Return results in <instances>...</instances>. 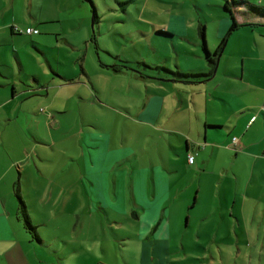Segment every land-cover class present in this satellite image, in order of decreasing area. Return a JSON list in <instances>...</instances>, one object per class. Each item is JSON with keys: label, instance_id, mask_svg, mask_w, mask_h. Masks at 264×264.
<instances>
[{"label": "rangeland", "instance_id": "1", "mask_svg": "<svg viewBox=\"0 0 264 264\" xmlns=\"http://www.w3.org/2000/svg\"><path fill=\"white\" fill-rule=\"evenodd\" d=\"M92 1L99 16L98 24L93 23L90 0H1L0 5H8L10 11L0 17V22L24 32L26 28L20 23L28 19L32 23V10L46 22L40 27L50 34V41L76 38L82 48L88 39L102 54L124 53L126 60L134 64L130 70L142 75L145 72L148 78L151 76L148 72H158L152 67L170 70L178 67V60L170 53L158 58L148 45L138 44L139 54L135 45L116 35L122 17L132 18L125 11L131 4L140 5L145 0ZM165 2L168 0L146 3L167 8ZM130 9L138 15L136 8ZM155 18L151 15L148 20ZM213 19L209 17L211 23ZM139 25L131 23V27ZM94 33L97 43L92 40ZM214 36L215 29L211 28L212 47ZM16 37V46L28 45L31 40L24 33ZM261 50L257 47L258 52ZM139 62L155 66L146 68ZM54 67L58 69L56 62ZM92 77L102 86L104 95V75L92 73ZM86 81L91 88L92 83ZM101 93L98 94L101 99L82 96L78 102L65 104V113H56L63 118L60 130L54 127L55 113L39 109L44 117L43 121L36 117L34 132L39 129L41 133H49L48 144L52 147L55 138L56 146L48 151L51 165L70 162L55 157L63 150L80 148L86 153L87 161L71 160L76 166L91 164L93 155L103 187L90 188V195L84 183L74 182L65 188L69 204L51 203L53 197L42 205L36 200V190L38 195L43 191L39 189L41 180H34V187H28L32 180L23 178L27 215L44 243L33 237L18 211L21 220L16 227L20 231L14 238L19 243L11 252L0 246V264H264V163L248 154L240 155L242 151L237 146L207 144L206 147L197 145L203 140L159 132L152 123L137 124L135 113L122 107L121 117L126 120L110 124L113 114ZM140 103L143 104V98ZM39 120L42 123L38 124ZM163 125L175 126L167 122ZM77 130L88 134H75ZM105 132L111 137H103ZM11 141L21 144L19 139ZM42 142L46 141L33 140L34 145ZM104 153L113 157L106 161ZM67 169L65 176H75L72 165L68 164ZM39 222L46 224L44 228L35 227Z\"/></svg>", "mask_w": 264, "mask_h": 264}, {"label": "crops", "instance_id": "2", "mask_svg": "<svg viewBox=\"0 0 264 264\" xmlns=\"http://www.w3.org/2000/svg\"><path fill=\"white\" fill-rule=\"evenodd\" d=\"M244 1L264 6V0ZM146 2L130 5L125 13L132 18L128 20L122 17L116 35L135 45L136 49L138 44L148 45L158 58L161 54L170 53L178 60V67L172 71L196 75L197 78L189 79L190 82L175 81L168 71L156 69L157 73L148 72L151 75L148 78L144 76L145 72L142 75L129 69L115 71L104 67L103 64L112 66L125 62L131 67L134 64L126 60L124 53L121 56L97 52L88 39L82 48L76 38L62 37L50 41V34L40 27L46 22L42 16L33 14L32 10V23L28 19L20 24L26 29H37L40 33L28 35L31 37L28 45L16 46V36L20 34L13 32L12 24L0 22V246L4 247V251L11 252L19 243L14 236L20 231L16 227V222L21 220L18 216L19 198L26 200L21 187L23 178L32 180L28 187H34V180H41L39 189L43 191L38 195L39 190H36V200L42 205L53 197L55 199L51 203L69 204L65 188L74 182L84 183L90 195V188L97 190L99 186L103 187L99 184L103 178L98 173L93 155L91 164L76 166L71 160L84 158L87 161L86 153L80 148L69 152L63 150L55 157L67 158L70 162L51 165L48 151L56 146L55 138L52 139V147L48 144L49 133H41L39 129L34 132L36 117H41L42 121L44 117L39 109L55 113L57 119L54 127L60 130L63 118L57 114L65 113V104L78 102L82 96H99L102 86L94 82L92 73L105 77V93L101 94L113 114L110 124L120 119L126 120L121 117L124 116L120 110L122 107L135 113L137 124L152 123L156 131H169L193 140H203L197 145L206 144V147L207 144L227 145L230 148L237 146L242 151L240 155L248 154L255 161L264 163V18L253 12L249 4L229 6L239 25L257 24L253 27L239 26L229 35L232 19L224 5L225 0H168L165 2L167 8L148 6ZM130 8H136L138 15ZM9 11L8 5H0V17ZM151 15L156 18L148 20ZM209 17L216 20L213 19L211 23ZM130 22L141 25L131 27ZM211 28L215 29L213 47ZM203 43L211 53L210 58L219 60L216 74L212 73L207 78L211 67ZM35 47L37 51L33 50ZM257 47L262 50L258 52ZM54 62L58 69L54 67ZM86 79L92 83L91 88ZM142 98L143 104L140 103ZM42 121L39 120L38 124ZM163 122L175 126H161ZM44 123L47 127L46 121ZM76 133L88 134L81 130ZM102 135L111 137L107 132ZM35 138L46 142L34 145ZM14 139H19L21 144L12 143ZM104 155L106 161L113 157L111 153ZM68 164L75 169L72 178L65 176L69 171ZM17 184L20 189H16ZM45 225L39 222L35 227L40 229ZM35 232L40 237V232ZM38 240L44 243L43 239Z\"/></svg>", "mask_w": 264, "mask_h": 264}, {"label": "trees", "instance_id": "3", "mask_svg": "<svg viewBox=\"0 0 264 264\" xmlns=\"http://www.w3.org/2000/svg\"><path fill=\"white\" fill-rule=\"evenodd\" d=\"M90 2H91V4H92V6H93V23L94 24H98V23H100V20H99V16H98V14H97V11H96V8H95V4L93 3V1L92 0H90ZM123 4V3H122ZM244 4H249L247 1H244V0H232V2H230V3H228L227 2V4H226V8H227V11L231 14V19H232V24H231V27H230V29H229V31H228V34L230 35L232 32H234L239 26H248V27H250V26H256L257 24H247V25H239L238 23H237V21H236V18L234 17V15H233V13H232V11H231V9H230V7L229 6H231V7H233V6H235V7H239V6H242V5H244ZM249 6L251 7V10L253 11V12H255L256 14H258L259 16H261V17H263L264 18V7L263 6H258V5H254V4H249ZM13 29V32H15V33H19V34H21V33H24V34H26L25 32L26 31H20V30H18L16 27H13L12 28ZM27 30V29H26ZM34 30H37V29H34ZM38 31V34L40 33L39 32V30H37ZM21 32V33H20ZM228 34L226 35V37L224 38V40H223V45L222 46H224V44H225V42H226V40H227V36H228ZM27 35V34H26ZM35 35H37V34H35ZM92 40L93 41H95L96 43H97V36H96V33H94L93 34V38H92ZM203 50H204V52H205V54H206V56H207V58H208V62H209V64H210V67H211V72H210V74H207L206 75V78L207 77H211L212 76V73H214V70L216 69V66H217V63H218V60L217 59H215V58H210L211 57V53L208 51V48H207V45H206V43H203ZM217 56V58H218V54L217 53H215V57ZM123 65H125V66H123V65H112V66H107V65H102V66H104V67H109V68H111V69H113V70H115V71H118V70H120V69H131L130 67L131 66H128L127 65V63H125V62H123L122 63ZM139 65L140 66H144V67H146V68H149L150 66L149 65H147V64H145V63H139ZM151 68V67H150ZM152 69H156V70H161V71H168L170 74H172V76H173V79L175 80V81H177V80H184L185 82H190L189 81V79H195V78H197L198 76H196V75H183V74H181V73H179V72H175V71H172V70H167L166 68H163V67H158V66H156V67H152ZM19 201H20V209L18 210V211H20V213L22 214V218H23V220H24V222H25V225L27 226V228H29V231L32 233V235H33V237H35L36 239L38 238V236H37V234H36V232H35V228L32 226V224L30 223V220H29V218H28V212H27V208H26V205L24 204V202H23V200L21 199V198H19Z\"/></svg>", "mask_w": 264, "mask_h": 264}, {"label": "built area", "instance_id": "4", "mask_svg": "<svg viewBox=\"0 0 264 264\" xmlns=\"http://www.w3.org/2000/svg\"><path fill=\"white\" fill-rule=\"evenodd\" d=\"M21 33V32H20ZM27 35H35V34H38V31L37 30H34V29H32V28H29V29H27L26 30V32H25ZM189 161L192 163L193 162V158L191 157L190 159H189Z\"/></svg>", "mask_w": 264, "mask_h": 264}, {"label": "water", "instance_id": "5", "mask_svg": "<svg viewBox=\"0 0 264 264\" xmlns=\"http://www.w3.org/2000/svg\"><path fill=\"white\" fill-rule=\"evenodd\" d=\"M218 66H219V60H218V63H217L216 69L214 70V74H216L217 69H218ZM166 81H171V80H166Z\"/></svg>", "mask_w": 264, "mask_h": 264}]
</instances>
